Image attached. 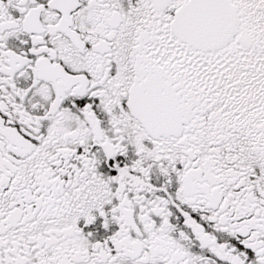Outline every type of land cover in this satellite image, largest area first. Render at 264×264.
I'll list each match as a JSON object with an SVG mask.
<instances>
[{"label":"snow or ice","instance_id":"1","mask_svg":"<svg viewBox=\"0 0 264 264\" xmlns=\"http://www.w3.org/2000/svg\"><path fill=\"white\" fill-rule=\"evenodd\" d=\"M0 264H264V0H0Z\"/></svg>","mask_w":264,"mask_h":264}]
</instances>
